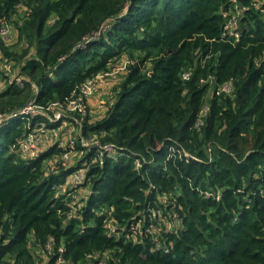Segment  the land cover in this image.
Masks as SVG:
<instances>
[{"label": "trees", "instance_id": "obj_1", "mask_svg": "<svg viewBox=\"0 0 264 264\" xmlns=\"http://www.w3.org/2000/svg\"><path fill=\"white\" fill-rule=\"evenodd\" d=\"M261 1L0 0V49L22 79L0 88V264H44L36 251L45 264H264ZM239 8L237 39L226 26ZM123 57L103 118L68 109ZM52 107L67 115L53 123ZM78 121L97 144L77 140L87 170L63 189L82 169L63 161L70 146L20 145ZM162 219L179 227L157 233Z\"/></svg>", "mask_w": 264, "mask_h": 264}, {"label": "rangeland", "instance_id": "obj_2", "mask_svg": "<svg viewBox=\"0 0 264 264\" xmlns=\"http://www.w3.org/2000/svg\"><path fill=\"white\" fill-rule=\"evenodd\" d=\"M263 3L264 1H261V4ZM243 12H244L243 8L237 9L234 17L238 19V16L240 17L241 15H243ZM21 16H23V12L19 13V15L17 16V19H19V17ZM234 28L235 26L232 23L230 30L233 32ZM4 33H5L4 34L5 41L7 45L9 46L10 50L20 53L24 48V44L17 43V31L15 30L14 26L8 25L7 30H5ZM127 62H128V58L123 57L121 60L111 65L110 72L101 75L97 79L90 81L87 84V86H91L90 87L91 91H89L87 94H82L83 99H84L82 104H80L84 112V114H82L83 115L82 118H84L85 116H89L92 121H97L105 116L109 107L114 103L117 92L121 87V83L125 79ZM0 68L3 71L9 72V74H7L8 75L7 78L2 77L0 79V88L5 89L9 86V84H11V82H13V80L18 79L19 77L17 76L18 69L15 66V63L9 62L6 59L4 60V56H3L1 49H0ZM10 71H12V73H10ZM226 91H229V87H226ZM53 111L54 112L59 111V113L64 114V116L65 114L67 115L66 109L56 108ZM41 132H42V136L40 137L43 142L41 146L39 147L40 149L38 151H44L54 145H60L63 148H69L70 146L69 148L70 152H68L67 158L66 157L63 158V161L66 164H68V166L81 165L82 167L81 174L83 175V173L84 174L86 173V170H87L86 164L88 163L86 162L84 163L85 156L83 152L75 150L74 145H77V140L79 141L80 138H81V141H83V146L85 147L93 145L92 143H95L96 140L95 138L88 139L82 136L83 126L81 124V121H78V124L76 127L63 123L56 130L51 131V129H49L48 131H41ZM38 151H36L33 154H30V156L36 154ZM47 165L51 167L53 163L49 162ZM52 168H55V167H52ZM75 176H76V173L72 174L71 178L67 180V183L63 189L67 188V186L70 183H72ZM81 178L83 181V176ZM76 194H77L76 199L80 203L82 200L87 199V197L90 194V189H87V188L78 189V192ZM162 222H163L162 227L155 226V231L157 233H162L163 231H169V230H173L179 227V224H177L176 222L171 223L168 221V219H165V220L162 219ZM35 256L37 257L38 262H41L40 260H43V261L45 260L44 261V264H45L48 261V257H46L47 255H45L44 253L40 251H36ZM107 259H108V254L102 257V264H104Z\"/></svg>", "mask_w": 264, "mask_h": 264}, {"label": "built area", "instance_id": "obj_3", "mask_svg": "<svg viewBox=\"0 0 264 264\" xmlns=\"http://www.w3.org/2000/svg\"><path fill=\"white\" fill-rule=\"evenodd\" d=\"M232 23L234 24L235 28L233 30V32L230 30V27L232 25ZM237 28H238V20L237 18H232L229 20V22L227 23V26H226V30L227 32L230 34V35H233L235 36L237 39L239 38L240 34L237 32ZM5 30H7L6 28H4L2 30V36L5 38L4 36V32ZM188 75L185 76V78H187ZM18 84L19 85H22V79L21 78H18L16 79ZM93 81V80H91ZM90 82V81H89ZM88 82V83H89ZM87 83V84H88ZM87 84H85L81 89H80V93L78 95V97L76 99H73L70 104L68 105V109L70 111H72L73 113H79L82 117L84 114L80 104H82V102L84 101L83 99V95L82 94H87L90 90V87L91 86H87ZM226 87H229V86H226ZM226 87L224 88V90L226 91ZM231 91V87H229V91L227 92H230ZM57 107H52L51 110L53 109H56ZM52 110V111H53ZM40 112H38L35 107L33 106H29L27 107L25 110H23L21 112V114H27V115H32V116H35V115H38ZM64 118V114L62 113H59L58 112H55V116L53 118V123H57V122H60L62 119ZM5 118H3L1 121H0V125L2 124V122L4 121ZM49 129H45L44 127H42L41 129L37 130L36 132H34L33 134H31L30 136H28L23 142L22 144L20 145V151L23 152V153H26V154H33L35 153L36 151H38L42 144V139L40 136H42V132L41 131H48ZM53 130H56V129H53ZM51 130V131H53ZM93 145L94 144H97V142L95 143H92ZM93 145H90V146H93ZM108 153L110 154H113L114 151H113V148L111 146H107L104 148ZM68 156V153H66L63 158H67ZM50 163H53V165L51 166V169H55L57 166V160H54L53 162L50 161ZM52 167H55V168H52ZM83 175L81 174V172H78L76 173V176L74 178V180L72 181V183H70L69 185L73 186V185H78V184H81L83 181H82V177ZM71 178V177H70ZM69 178V179H70ZM73 179V178H72ZM83 179H84V176H83ZM68 185V186H69Z\"/></svg>", "mask_w": 264, "mask_h": 264}]
</instances>
